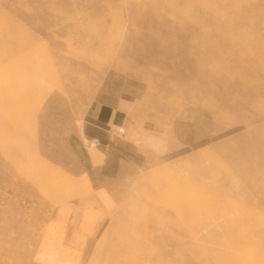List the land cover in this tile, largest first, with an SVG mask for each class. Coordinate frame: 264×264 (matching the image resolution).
<instances>
[{"label":"rangeland","instance_id":"obj_1","mask_svg":"<svg viewBox=\"0 0 264 264\" xmlns=\"http://www.w3.org/2000/svg\"><path fill=\"white\" fill-rule=\"evenodd\" d=\"M0 264H264V0H0Z\"/></svg>","mask_w":264,"mask_h":264},{"label":"crops","instance_id":"obj_2","mask_svg":"<svg viewBox=\"0 0 264 264\" xmlns=\"http://www.w3.org/2000/svg\"><path fill=\"white\" fill-rule=\"evenodd\" d=\"M93 118V124L98 128V131L87 136L99 135L105 141L110 139L112 147H114L118 139L115 138L114 134L110 135L111 133L107 131L106 126L112 125L113 130L121 127L119 125L121 123L117 119V113L114 111L110 113L108 109L103 110V105H101L96 109ZM116 135H118L117 131ZM89 150L87 152V158L84 159L85 166L82 173L85 179L84 181L92 187L97 185L101 190L103 188V180L106 178L105 173L109 170L111 163L110 151L106 152L101 148ZM69 231L73 232L74 230L71 229Z\"/></svg>","mask_w":264,"mask_h":264},{"label":"built area","instance_id":"obj_3","mask_svg":"<svg viewBox=\"0 0 264 264\" xmlns=\"http://www.w3.org/2000/svg\"><path fill=\"white\" fill-rule=\"evenodd\" d=\"M119 133H124L125 132V128L124 127H120L118 130H116ZM84 145L86 146L87 149L90 148H101L105 146L104 141L101 139L100 136H92L89 137L85 142Z\"/></svg>","mask_w":264,"mask_h":264},{"label":"bare ground","instance_id":"obj_4","mask_svg":"<svg viewBox=\"0 0 264 264\" xmlns=\"http://www.w3.org/2000/svg\"><path fill=\"white\" fill-rule=\"evenodd\" d=\"M107 145V144H106ZM90 149H92V148H90ZM89 150V149H88Z\"/></svg>","mask_w":264,"mask_h":264}]
</instances>
